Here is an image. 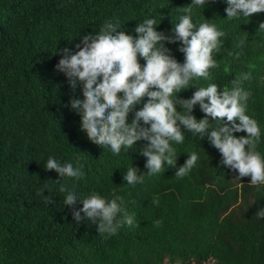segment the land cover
I'll list each match as a JSON object with an SVG mask.
<instances>
[{"label":"trees","instance_id":"obj_1","mask_svg":"<svg viewBox=\"0 0 264 264\" xmlns=\"http://www.w3.org/2000/svg\"><path fill=\"white\" fill-rule=\"evenodd\" d=\"M191 2L0 0V264H191L209 256L217 264H264V218L255 215L264 208V185L238 177L221 163L207 136L201 140L187 131L182 144L173 142L176 165L165 163L163 172L148 176L147 157L140 151L147 141L122 147L118 155L92 143L81 129V115L70 106L72 98L84 99L82 85L72 90L55 67L61 49L78 51L75 45L83 35L99 32L106 21L135 36L136 25L153 18L157 31L174 35V24L186 15L180 9ZM227 6L226 0H208L194 11V24L215 23L225 35L213 53L218 67L209 69L210 78H194L177 95L191 98L210 83L231 87L237 74L251 72L242 85L251 93L246 114L259 123L257 150L264 156V32L257 31L264 13L228 20ZM166 47L183 63L179 41ZM193 115L204 118L199 104ZM133 118L134 112L129 122ZM191 152L198 153L196 165L185 177H176ZM49 157L83 165V178H61L47 170ZM130 167L138 168L143 183L124 180ZM62 184L75 191L74 205L64 204ZM94 192L108 201L122 197L133 226L124 224L109 235L98 232V219L76 221L73 211L83 208L79 199ZM46 197L53 202L46 203Z\"/></svg>","mask_w":264,"mask_h":264},{"label":"clouds","instance_id":"obj_2","mask_svg":"<svg viewBox=\"0 0 264 264\" xmlns=\"http://www.w3.org/2000/svg\"><path fill=\"white\" fill-rule=\"evenodd\" d=\"M206 3L208 0H192L180 9L186 15L180 16L179 22L174 24L171 30L174 35L157 31V21L153 18L138 23L135 36L119 30L118 23L106 21L99 32L83 35L81 42L75 45L78 51L73 53L68 47L61 49L62 58L55 67L66 75L72 90L82 85L84 99L72 98L70 106L81 115V129L92 143L110 147L113 154L118 155L122 147L127 149L137 141H147L140 151L147 157L148 176L163 172L165 163L176 165L173 142L182 144L184 131H187L201 140L207 136L211 145L219 150L221 163L238 172V177L250 176L252 186L264 185V156L257 150L261 129L258 121L246 114L251 93L242 86L243 81L252 78L251 72L237 74L231 87L221 89L218 84L210 83L198 87L191 98L177 95L189 89L194 78L208 80L209 69L218 67L213 53L219 50V38L225 33L218 30L215 23L205 21L196 25L192 20L194 11ZM226 3L228 20L264 13V0H226ZM257 31L264 32V21L258 24ZM246 39V36L241 39V44ZM177 41L179 51L184 54L183 63L166 47V42ZM140 58L145 61L143 65ZM145 97L147 102L135 110ZM197 104L205 114L202 119L193 115ZM178 105L182 110L178 111ZM133 112L134 118L129 122V114ZM236 132L247 135L237 137ZM198 158V153L191 152L175 176L188 175ZM82 167L49 157L45 168L55 170L61 178L80 179L84 176ZM137 171L136 167L127 169L124 180L129 185L143 183L144 176H138ZM60 192L67 193L64 204L77 202L74 190L62 184ZM79 200L83 208L73 211L75 220L88 217L95 223L98 219L100 234H115L124 224L133 226L134 216L128 214L120 196L108 201L94 192ZM52 202V197H46V203ZM153 203L158 205L159 200L154 199ZM121 213V218L117 219ZM255 215L264 218V208ZM160 224V221L155 222L157 227Z\"/></svg>","mask_w":264,"mask_h":264},{"label":"built area","instance_id":"obj_3","mask_svg":"<svg viewBox=\"0 0 264 264\" xmlns=\"http://www.w3.org/2000/svg\"><path fill=\"white\" fill-rule=\"evenodd\" d=\"M191 264H217V260H216V258L209 256V257L199 261L198 263H195V261H193Z\"/></svg>","mask_w":264,"mask_h":264}]
</instances>
